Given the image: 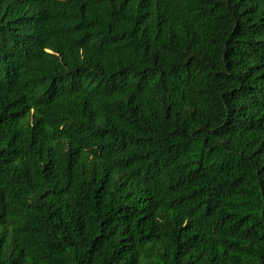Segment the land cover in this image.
Returning <instances> with one entry per match:
<instances>
[{
	"label": "trees",
	"instance_id": "1",
	"mask_svg": "<svg viewBox=\"0 0 264 264\" xmlns=\"http://www.w3.org/2000/svg\"><path fill=\"white\" fill-rule=\"evenodd\" d=\"M0 264H264V0H0Z\"/></svg>",
	"mask_w": 264,
	"mask_h": 264
}]
</instances>
